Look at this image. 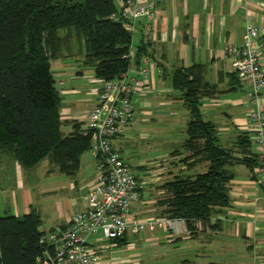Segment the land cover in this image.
I'll list each match as a JSON object with an SVG mask.
<instances>
[{
  "label": "crops",
  "instance_id": "obj_1",
  "mask_svg": "<svg viewBox=\"0 0 264 264\" xmlns=\"http://www.w3.org/2000/svg\"><path fill=\"white\" fill-rule=\"evenodd\" d=\"M152 1L156 17L152 22L146 18L136 22L135 44L128 67L131 75L137 76L142 82L141 90L132 97L134 116L137 119L134 118L120 128L113 139L114 148L123 157L122 141L131 136V126L135 121L147 120L156 111L162 113L161 107L171 106L173 102H183L181 92L176 93L177 90L171 85V72L175 68L201 64L206 87V94L199 102L202 119L214 125L221 146L235 151L236 157L244 155L253 158L256 144L250 117L253 104L249 88L234 72L231 57L225 53V49L241 44L248 22L264 28V0ZM140 45H144L146 50L143 57L150 59L148 71L142 74L138 70L143 57L140 60L136 58ZM259 55L264 70V50H259ZM72 79V82L64 84L60 89V117L67 135L76 127L84 129L87 113L97 102L100 86V80L96 78L97 82L88 83L84 97H78L79 85L73 84L79 78ZM183 104L185 105L184 102ZM187 111L189 118L186 126L190 119L189 110ZM169 114L172 116L174 112ZM185 139L186 136L183 142ZM243 139L249 141L248 153H242L243 148L236 147ZM182 145V151L170 150L166 154L164 164L156 162L150 168L137 166L142 173L138 177L141 197L131 206L132 214L137 220L163 218L165 207L159 201L167 196L164 187L167 182L176 177H193L206 171L207 162L193 165V159L184 161L190 153L184 151ZM123 159L125 160L124 157ZM5 160L0 154V217H19L34 209L41 219L40 231L45 233L55 226L67 225L74 212L89 209L85 196L95 187L97 177V158L89 150L80 155L78 169L73 175L61 171L55 163L57 168L49 169L48 172L57 175V178H51V182L57 185L37 191L24 184L22 165L18 161ZM125 162L131 166L128 161ZM10 165L13 166L12 175L5 171ZM228 170L232 174L228 182L229 205L217 210L207 222H195L193 230L182 219L170 230L162 221H156L153 229L149 228L152 232L162 230L165 234L166 264H264L263 188L254 173V167L250 168L240 162L229 165ZM10 176L14 177L13 183ZM51 196L54 219L47 218L49 225L42 229L45 222L43 217L46 218L47 215H42L44 211L41 205H36L37 201L33 198L40 200ZM128 233L138 234L128 231L118 240H106L97 233L90 241L102 251L125 246L128 248ZM156 237L153 236L154 239ZM130 263L132 264L130 259L114 255H104L102 262Z\"/></svg>",
  "mask_w": 264,
  "mask_h": 264
},
{
  "label": "trees",
  "instance_id": "obj_2",
  "mask_svg": "<svg viewBox=\"0 0 264 264\" xmlns=\"http://www.w3.org/2000/svg\"><path fill=\"white\" fill-rule=\"evenodd\" d=\"M116 11L115 0H0V154L11 155L25 168L49 157L64 173H76L90 137L79 127L62 134L61 97L50 61L69 52L75 35L84 40L83 63L94 67L97 79L113 80L125 72L132 33L110 18ZM61 29L67 30L64 36ZM145 51L144 45L138 46L136 58ZM171 85L181 92L190 113L182 145L190 155L184 161L207 162V169L167 182V196L159 203L165 207L163 217L182 219L193 230L195 222L205 223L229 205L228 166L241 162L253 168L256 159L236 157L221 146L214 125L202 119L199 102L206 87L201 64L175 68ZM248 143L243 139L236 147L248 153ZM40 225L34 209L19 217H0V264H39L37 257L45 249L39 244Z\"/></svg>",
  "mask_w": 264,
  "mask_h": 264
},
{
  "label": "built area",
  "instance_id": "obj_3",
  "mask_svg": "<svg viewBox=\"0 0 264 264\" xmlns=\"http://www.w3.org/2000/svg\"><path fill=\"white\" fill-rule=\"evenodd\" d=\"M117 11L110 15L123 22L129 32L136 31V22L155 17L152 0H115ZM259 50H264V28L247 23L242 42L231 45L225 53L231 57L234 72L249 88L253 108V140L256 144L254 173L264 191V70ZM132 58V48L128 54ZM150 59L142 58L140 74L148 71ZM62 84V82H61ZM142 82L129 69L113 80H100L96 104L88 111L83 134L90 137L89 151L97 158L95 187L85 196L88 210L76 211L69 223L55 226L43 233L39 244L45 247L37 257L39 264H102L100 247L91 244V237L101 233L106 240L122 238L128 231L137 234L145 225L150 229L162 221L170 230L180 219L163 217L147 221L137 220L131 206L141 197L138 177L114 148L113 139L120 128L134 119L132 97L141 90Z\"/></svg>",
  "mask_w": 264,
  "mask_h": 264
},
{
  "label": "rangeland",
  "instance_id": "obj_4",
  "mask_svg": "<svg viewBox=\"0 0 264 264\" xmlns=\"http://www.w3.org/2000/svg\"><path fill=\"white\" fill-rule=\"evenodd\" d=\"M67 33L66 29L59 31L60 36H64ZM136 32L132 35V46L135 44ZM63 56L59 59L50 61L51 71L54 78V86L60 92V89L64 87V84L72 82V77H78L74 81L73 85L80 88V94L78 97H84V90L87 88L88 83L91 81L97 82L98 80L94 76V67L84 65L85 47L84 40L78 39L75 35L71 41L70 50L67 52L64 50ZM83 75L84 77L80 76ZM93 78V79H89ZM62 82V84H61ZM176 93L179 91H175ZM83 108L84 105L81 104ZM153 108V107H152ZM162 113L157 111L153 116L144 121H135L132 127V134L130 137L123 139V157L125 161L131 165L133 173L139 177L142 173L137 169L138 165L150 168L156 162L165 163L164 158L170 150H180L183 143V138L186 136L185 126L188 120V111L182 101L173 102L170 106L161 107ZM160 109V110H161ZM173 111L174 115H170L169 112ZM135 119H137L134 116ZM61 132L63 135H67L66 127L62 125ZM2 158L6 159L5 162L13 160V157L7 153L1 154ZM182 157V155L180 156ZM56 164L50 160L49 157L44 158L39 164L32 168H25L22 166V179L27 187H33L36 191L39 189H47L57 184L51 182V178H57V175L49 174V169H56ZM10 175L14 174L13 166L10 165L6 170ZM63 176V175H61ZM11 183L14 182V177L10 176ZM53 181V180H52ZM58 182V180H55ZM61 182V181H59ZM33 200L42 207L43 228H47L49 225V219H54V206L52 207L51 197H45V199ZM98 235H101L99 233ZM153 236H157L156 239ZM165 234L162 230L158 232H152L148 225H145L137 235L128 233L127 243H130L132 247L127 246L122 248H115L101 250L102 255L116 256L119 258H128L132 264L138 262V264H166V251H165ZM155 243V244H154ZM132 248V249H131ZM116 250L118 252H116ZM131 264V263H130Z\"/></svg>",
  "mask_w": 264,
  "mask_h": 264
}]
</instances>
